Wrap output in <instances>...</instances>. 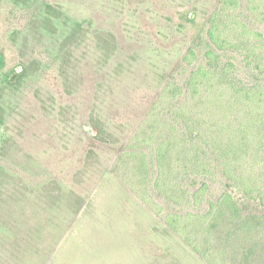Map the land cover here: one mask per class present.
I'll return each instance as SVG.
<instances>
[{
  "label": "rangeland",
  "instance_id": "1",
  "mask_svg": "<svg viewBox=\"0 0 264 264\" xmlns=\"http://www.w3.org/2000/svg\"><path fill=\"white\" fill-rule=\"evenodd\" d=\"M219 5L0 0V264L242 263L238 242H226L227 224L210 228L218 223L209 201L231 190L245 215L264 213V204L227 181L222 158L211 154L208 165L194 155L198 141L179 135L183 121L212 144L231 111L228 84L206 82L192 96L184 90L204 61L199 53L188 65L184 56L195 42L206 50ZM262 19L264 0H240L221 16L253 60L264 55ZM240 53L223 54L237 65L238 85L264 84L256 62L242 63ZM256 115L264 118V101ZM163 140L156 166L149 159ZM205 168L215 174L205 176ZM242 168L264 188V154ZM204 180L206 199L194 204ZM168 213L182 236L166 223ZM259 234L251 264H264Z\"/></svg>",
  "mask_w": 264,
  "mask_h": 264
},
{
  "label": "trees",
  "instance_id": "2",
  "mask_svg": "<svg viewBox=\"0 0 264 264\" xmlns=\"http://www.w3.org/2000/svg\"><path fill=\"white\" fill-rule=\"evenodd\" d=\"M239 6L240 0H220V5L208 20L207 36L210 44L205 48L206 50H200L197 44L198 42H195L184 56V62L188 65H191L195 59L200 58L199 53L203 54L204 60L188 74L184 88L186 96L196 94L206 82L212 84L214 80H218L226 85L228 84L227 86H229L230 90L233 92V97L230 101L231 111L227 117V123L222 127V136H216L211 144L209 140L205 139L203 132L190 130L189 123L183 121L182 123L180 122V126L178 125L179 128L182 127L181 131H179V135L180 139L186 144H188L192 138L198 141L199 147L197 152L194 151V155L196 154L200 157V155L203 154L205 162H207L208 165L209 159L212 160L211 154H217L220 159L222 158L224 175L227 181L233 182L238 193L244 198L264 204V188L256 183V181H254V184L251 179H247L244 176V169L242 168L243 164L256 161L259 155L262 156V154H264V118L259 119L256 115L258 111V101H264V84L259 82L251 86L246 84L239 86V78L235 75L238 70L237 65L235 62L223 56V54L229 51H241L242 53L246 47L242 38L239 36L234 38L227 34L229 28L223 25V20H221V16L226 9H237ZM250 10H254V8L251 7ZM242 27L244 31L247 29L244 24H242ZM254 34L262 39L261 34ZM242 55V63L246 62L250 65L256 62L253 70L256 76L264 74L263 54L257 55L254 60L249 50L246 55L243 53ZM165 119L168 123L176 121L178 124L179 122V120H172L170 118ZM167 142L166 140L160 142L153 153V158L149 159L150 161L152 159L153 164L156 166L160 164L164 157V147L167 145ZM202 144H204L205 147L201 146ZM240 148L242 152H239ZM244 156L250 157L247 162H245L246 158H244ZM232 166H236L238 169L234 171L229 170V167ZM203 171H205L203 172L205 176L215 174L212 170H208L207 168ZM154 184L156 187L162 189L159 184V179H156ZM207 188L208 183L204 180L193 197L194 204L198 203L200 205L202 201L206 199V197H203L207 195ZM209 205L210 213H214L213 223H218L217 225L210 224V228L227 224L229 227V236L226 242L230 241L231 237L232 239L234 238L235 242L237 241L239 244L234 250L238 249L239 251V258H241L242 262L240 264H251L254 257H258L259 255L258 240L255 242V240L252 239L260 236L261 234L259 233H262L264 230V213L243 214L242 208L237 200V193L231 190H225L220 196L213 198V200L210 199ZM187 213H189V216L193 215L191 210ZM195 215L198 216V214ZM164 217L166 223L182 236V232L176 224V216L173 213H168ZM223 219L224 222L221 224ZM196 249L206 260H209L204 250L201 251L199 248Z\"/></svg>",
  "mask_w": 264,
  "mask_h": 264
}]
</instances>
